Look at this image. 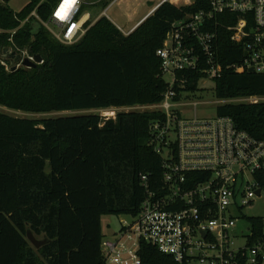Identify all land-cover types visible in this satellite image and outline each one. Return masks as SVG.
<instances>
[{
  "label": "trees",
  "instance_id": "16d2710c",
  "mask_svg": "<svg viewBox=\"0 0 264 264\" xmlns=\"http://www.w3.org/2000/svg\"><path fill=\"white\" fill-rule=\"evenodd\" d=\"M83 1L103 2L105 9L113 0ZM211 1L195 0L182 8L166 2L129 36L106 17L88 21L83 38L67 46L43 25L59 0H29L21 12L2 0L0 53L9 47L44 62L13 72L11 62L4 65L0 59V106L44 115L161 103L168 83L157 51L173 23L210 10ZM93 5H82L78 18ZM235 22L217 19L222 70L213 94L220 101L264 97V75L235 70L244 61L243 47L231 42L226 29ZM205 69L204 62L200 70L178 76L195 98H204L206 90L199 85ZM216 114L264 141L263 102L223 104ZM159 118L164 116L152 111L119 113L115 119L86 114L20 119L0 113V264H105L101 218L135 217L147 198L143 176L152 191L163 184L162 157L150 146L151 125ZM250 222L253 246L262 237V221ZM29 230L48 239L47 246L31 245ZM140 255L143 264H180L146 243Z\"/></svg>",
  "mask_w": 264,
  "mask_h": 264
},
{
  "label": "built area",
  "instance_id": "2783aa9c",
  "mask_svg": "<svg viewBox=\"0 0 264 264\" xmlns=\"http://www.w3.org/2000/svg\"><path fill=\"white\" fill-rule=\"evenodd\" d=\"M166 2L179 3L163 0L162 4ZM82 4L83 0H59L50 22L44 23L64 45L77 44L88 31L84 16L78 18ZM220 16L236 20L226 27L231 42L244 49V61L235 67L236 72L253 69L255 75H264V0H212L210 10L171 25L157 51L162 78L168 83L163 100L149 107H133L164 116L150 130V146L163 160V184L152 191L149 179L142 177L147 198L135 217L120 221L114 239L101 241L105 264H143L140 251L144 243L180 264H240V257L247 264H264V219L247 218L248 234L241 237L246 241L244 247L237 245L240 238L235 232L245 218L243 210L253 208L264 196V141L239 130L229 117L197 115L196 108L209 101L185 91L187 80L178 77L200 70L205 62L204 80L220 78L216 48ZM22 54L33 59L28 52ZM183 108H194L193 117L185 118ZM250 219L262 221V237L253 246L249 243L255 228Z\"/></svg>",
  "mask_w": 264,
  "mask_h": 264
},
{
  "label": "rangeland",
  "instance_id": "374dc122",
  "mask_svg": "<svg viewBox=\"0 0 264 264\" xmlns=\"http://www.w3.org/2000/svg\"><path fill=\"white\" fill-rule=\"evenodd\" d=\"M156 3L158 2L157 0H154ZM179 3L177 5H174L178 8H182L184 6H191L194 4L195 0H178ZM29 0H10L8 2V6L15 12H21L23 8L28 4ZM103 2L97 1L94 2V5L83 1L84 6L90 7L91 5L92 8L89 10L92 12L100 13L102 12L103 9ZM114 7L113 9H115ZM112 11V13H114ZM144 12V11H143ZM146 12V11H145ZM110 14V16L113 18L115 14ZM142 14L140 15V17ZM94 20H92L93 22ZM44 25V24H43ZM45 26V25H44ZM47 29V27L45 26ZM49 28L53 30L56 34H59V30L54 28L53 26L49 25ZM48 30V29H47ZM51 33V31L49 30ZM52 34V33H51ZM53 36V34H52ZM54 37V36H53ZM55 38V37H54ZM63 44V43H62ZM12 63V62H11ZM13 65V64H12ZM11 71V70H10ZM200 89H205L206 92L204 93L203 97H205V100L209 101V104L207 105H200L196 108L197 115L200 117H205V116H211L215 117L216 115V109L217 107L221 106L222 103L218 102L216 97H214L213 94V89L215 88V82L211 80H204L203 82L200 83L199 85ZM203 89V90H204ZM262 97L252 98V97H241L240 99L237 100H231L235 104H258L261 103ZM133 111H138V112H150L147 111L146 109H138V108H121V109H111V110H91V111H80L79 113L77 112H62V113H48L44 115H36V114H31V113H23L19 111H14L11 109H6L4 107L0 106V113L5 114V115H10L15 118H20V119H26V118H31V119H44V118H58L62 116H78L79 114H86V115H99L102 118L106 119H115L116 115L119 113H130ZM182 111L185 113V118L193 117L194 114V108H183ZM255 206L253 208H246L243 210V214L245 215V218L240 221L238 224V228L235 230L237 236L240 238L237 240V245L239 247H244L246 244L245 239H242V236H246L247 233V228H249V221H247V218H263L264 219V196L255 202ZM128 218L126 216H103L101 218V226L103 228V235L104 238L108 239H114L116 236H114L115 233L118 232L120 228V221L121 220H127ZM41 240V239H40Z\"/></svg>",
  "mask_w": 264,
  "mask_h": 264
},
{
  "label": "crops",
  "instance_id": "0c3cea01",
  "mask_svg": "<svg viewBox=\"0 0 264 264\" xmlns=\"http://www.w3.org/2000/svg\"><path fill=\"white\" fill-rule=\"evenodd\" d=\"M113 0L109 6L100 13L90 11L84 15V23L93 21V24L102 17H106L125 36L131 35L137 27L152 16L161 6L163 0ZM116 7L115 9H113ZM112 13V11H114ZM144 11V12H143ZM146 11V12H145ZM115 14L113 18L110 14ZM142 16L140 17V15Z\"/></svg>",
  "mask_w": 264,
  "mask_h": 264
},
{
  "label": "water",
  "instance_id": "95a60500",
  "mask_svg": "<svg viewBox=\"0 0 264 264\" xmlns=\"http://www.w3.org/2000/svg\"><path fill=\"white\" fill-rule=\"evenodd\" d=\"M5 1L10 2V0ZM0 3H2V0H0ZM0 59L4 63H6V61L12 62L13 72L19 70L20 68L35 69L38 66L42 65V63L44 62L41 56H35L31 60L29 57L23 56V54H19L9 47H6V49L3 50L2 53H0ZM248 73L255 74V71L251 69ZM27 238L31 245H33L37 250H40L41 248L47 246L48 243V239H38L31 230L28 231Z\"/></svg>",
  "mask_w": 264,
  "mask_h": 264
},
{
  "label": "bare ground",
  "instance_id": "6f19581e",
  "mask_svg": "<svg viewBox=\"0 0 264 264\" xmlns=\"http://www.w3.org/2000/svg\"><path fill=\"white\" fill-rule=\"evenodd\" d=\"M84 20V19H83Z\"/></svg>",
  "mask_w": 264,
  "mask_h": 264
}]
</instances>
